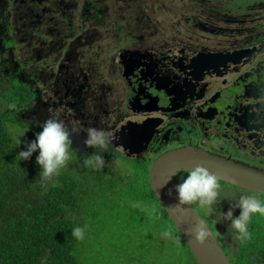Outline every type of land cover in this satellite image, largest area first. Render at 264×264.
<instances>
[{"label":"flooded vegetation","instance_id":"1","mask_svg":"<svg viewBox=\"0 0 264 264\" xmlns=\"http://www.w3.org/2000/svg\"><path fill=\"white\" fill-rule=\"evenodd\" d=\"M170 1L0 0V82L29 90L21 124L73 130L79 183L126 184L130 163L187 146L264 171V0ZM88 128L114 137L102 171L79 160ZM208 218L230 264H264V217L246 242Z\"/></svg>","mask_w":264,"mask_h":264},{"label":"trees","instance_id":"2","mask_svg":"<svg viewBox=\"0 0 264 264\" xmlns=\"http://www.w3.org/2000/svg\"><path fill=\"white\" fill-rule=\"evenodd\" d=\"M11 83L10 89L3 88L0 83V98L7 101L8 106V110L0 111V264H41L42 260L44 264H85L80 248L84 239H75L71 234L72 228L75 224L95 226V219L105 207L104 198L109 194L106 191L104 198L97 200L104 192L97 191L90 180L85 184L79 183L71 169L57 178L58 186H45L40 181V168L35 162L38 152L33 153L28 161L15 159L23 151L24 144L33 141L41 128L28 126L22 139L18 138L19 147H15L17 137L8 127L13 124L21 126L16 113L27 106L31 96L26 86ZM134 166L142 170L131 175L127 196L134 204L152 206L153 221L160 231L158 236H153L156 238V251L160 246L165 249V264H172V261L173 264H197L185 240L151 191L149 171L141 165ZM65 208L73 214L74 221L64 219ZM81 214L83 223L80 222ZM202 218L210 221L205 215ZM259 218L254 217L252 223L256 224ZM165 231H170L171 237L163 236Z\"/></svg>","mask_w":264,"mask_h":264},{"label":"clouds","instance_id":"3","mask_svg":"<svg viewBox=\"0 0 264 264\" xmlns=\"http://www.w3.org/2000/svg\"><path fill=\"white\" fill-rule=\"evenodd\" d=\"M11 107V106H9ZM33 141L26 143V150L20 151L15 159L28 161L33 153L38 152L36 164L40 168L39 178L43 185L58 186V177L69 168L76 150L72 148L73 130H70L63 121L56 118H48L42 124ZM114 137L111 132L97 129H86L84 145L92 149L91 153L80 157L81 165L88 170L102 171L106 166L105 153L113 144ZM20 141L17 138L16 146ZM100 149L98 153L95 150ZM175 194L178 205H198L213 224L227 223L228 235L238 242H246L251 236L250 225L254 217H264V196L238 194L229 201L228 210L225 212L216 206L224 200L222 188L217 176L201 166L191 169L181 182L169 189L168 195ZM63 207V206H62ZM239 209V215L234 216ZM65 220H75L73 214L64 209ZM72 236L77 240L85 238V227L75 224L72 228ZM163 236L171 237L170 231L162 233ZM195 241L203 243L208 238V232L199 224L193 229ZM46 259V258H45ZM44 264V261H41Z\"/></svg>","mask_w":264,"mask_h":264},{"label":"rangeland","instance_id":"4","mask_svg":"<svg viewBox=\"0 0 264 264\" xmlns=\"http://www.w3.org/2000/svg\"><path fill=\"white\" fill-rule=\"evenodd\" d=\"M162 3L169 4L171 1L162 0ZM172 3H187V0H176ZM0 83L3 88H11L9 84ZM4 109L8 110L7 101L0 98V111ZM19 125L21 126L9 125L8 129L17 138L22 139L23 132L27 131L28 126L21 123ZM24 150H26L25 144ZM118 161L119 168L124 162L120 159ZM114 164L116 165V163ZM78 165H80L78 162L72 160L68 169H73ZM126 169L130 175L136 174L137 170H142L140 167L136 168L133 163H130ZM120 170L122 171L123 168ZM122 176L126 177L125 174ZM129 177L126 184L116 182L112 185L106 183L96 185L97 191L104 192L99 194L97 200L101 197L104 198L106 191L109 195L104 198L105 207L95 219L96 225L85 226L84 242L80 243L82 260L85 264H165L163 256L165 249L160 246L157 252L156 238H153L160 233L153 221V208L146 204H134L135 202L129 200L127 189L132 183V178ZM124 178H122L123 183H125ZM220 185L224 200L218 205V209L223 210L224 204H229L228 200L238 194L257 195L236 190L227 184ZM81 215L80 222L83 223V214ZM173 263L174 261H172Z\"/></svg>","mask_w":264,"mask_h":264},{"label":"water","instance_id":"5","mask_svg":"<svg viewBox=\"0 0 264 264\" xmlns=\"http://www.w3.org/2000/svg\"><path fill=\"white\" fill-rule=\"evenodd\" d=\"M128 134H122L125 146ZM125 135V136H124ZM134 140V137L131 138ZM139 149V147H138ZM137 149V150H138ZM138 153V151H135ZM196 166L206 168L210 174L217 176L218 181L235 188L264 196V171L240 164L230 158L204 151L197 147L187 146L165 152L152 163L148 173L149 187L167 217L185 240L197 264H230L216 237L190 205H178L175 194L168 195L174 184L176 173H189ZM200 225L208 232L203 243L193 238V229Z\"/></svg>","mask_w":264,"mask_h":264}]
</instances>
